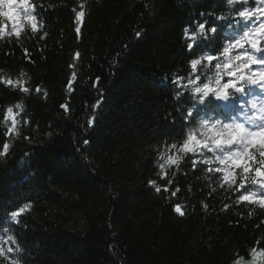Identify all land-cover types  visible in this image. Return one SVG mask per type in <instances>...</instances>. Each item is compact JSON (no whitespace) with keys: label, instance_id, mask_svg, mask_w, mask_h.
Segmentation results:
<instances>
[{"label":"trees","instance_id":"trees-1","mask_svg":"<svg viewBox=\"0 0 264 264\" xmlns=\"http://www.w3.org/2000/svg\"><path fill=\"white\" fill-rule=\"evenodd\" d=\"M30 2L42 25L37 33L25 24L16 37L11 21L0 17V150L10 145L0 157V247L14 249L0 264L250 261L253 247L264 248V210L236 203L238 194L219 187V174L207 170L216 164L192 167V160L213 154H189L179 168L164 169L165 178L159 164L171 154L167 146L182 143L201 117L246 122L253 103L264 99V90L246 84L244 93L199 106L191 120L184 119L194 88L214 86L215 63L225 62L223 56L212 65L205 61L192 73L190 60L218 55L217 48L251 27L237 13L255 8V0ZM79 11L85 16L77 34ZM199 23L217 33L198 38L189 50L192 41L183 30L195 31ZM177 77L179 86L172 83ZM5 80L20 83L9 87ZM8 107L19 135L8 134ZM28 203L31 209L12 220L11 213ZM177 204L183 216L175 212ZM10 235L16 244L6 242Z\"/></svg>","mask_w":264,"mask_h":264},{"label":"snow or ice","instance_id":"snow-or-ice-1","mask_svg":"<svg viewBox=\"0 0 264 264\" xmlns=\"http://www.w3.org/2000/svg\"><path fill=\"white\" fill-rule=\"evenodd\" d=\"M239 0H226L228 5H234ZM246 3L247 0H244ZM257 6L249 9L244 8L238 11L237 15L245 22H251V27L245 25L246 29L239 38H230V41L225 43L222 50L217 48L218 55L205 54L200 58H193L190 60V67L192 73L197 72L198 66L202 65L205 61L207 65H212L214 61H218L220 56H223L225 62L215 63L216 75L215 85L211 83H203L202 86L194 88L195 96L193 97L192 108L187 109V115L184 117L186 121L193 118L194 111L199 106L207 107L216 101L227 102L236 93H244L245 85H256L261 90H264V56L257 57L254 53H264V0H255ZM35 5L30 0H0V17L12 23V32L16 37L21 35L24 25L31 26L33 34L40 30L42 25L38 26L37 17L33 14ZM203 15V13L201 14ZM85 16L84 11L75 13L77 27L75 32L80 33V23ZM218 20H223L225 17H217ZM239 23V22H238ZM6 27V26H5ZM217 27H209L206 29L205 23H199L195 31L185 28L183 30L185 40L192 41L186 46L189 50L195 47L198 38L209 40L213 37L209 33L216 34ZM47 33H45V36ZM139 36V33L136 34ZM44 37H41L43 39ZM245 45L248 47L246 48ZM249 49L254 51H249ZM236 50H241L233 53ZM79 55V53H77ZM253 65H261L262 67L253 70ZM224 77H227L225 79ZM99 77L96 78V84L99 83ZM200 79L199 76L196 80L190 81L191 84H196ZM182 78L177 77L172 81L174 85L179 86ZM9 87L13 84L18 87L19 81L13 82L12 80L3 81ZM96 84L93 86L96 87ZM71 86V84H69ZM28 92L25 87L22 89ZM37 92L41 89L37 88ZM183 93L177 95V99ZM101 101H97L95 107H98ZM62 108L67 110L68 105H61ZM252 109L256 110V104L253 103ZM257 111H253L251 116H247L246 122L237 121L234 117L228 120H222L215 115H209L206 118L201 117L199 120V127L196 129L189 128L186 137L182 143H172L167 148L171 150V154L162 155L161 158L165 162L159 164L161 169V177H167L168 173L164 169L176 166L179 168L181 161L189 154H200L203 156L205 153H212L214 159H207L203 161L192 160V167L195 168L197 163H205L208 165L216 164L215 167H208V172L219 174V187H227V190L238 194L236 196V203H244L257 206L259 209L264 210V105ZM5 120L11 121V127L8 129V134L12 135L14 132L19 135L17 131L18 120L16 114L13 112L12 107L7 108ZM93 121H88L92 123ZM25 139H28L25 137ZM85 144L88 141H84ZM10 145L5 142L0 150V157L6 156L9 152ZM148 183L152 185L157 192L161 188L157 186L156 181L149 180ZM168 184H172V180H168ZM250 186H255L252 190ZM167 191V186L164 189ZM179 188L173 191L171 195L176 196ZM216 189H212L215 192ZM211 194V193H210ZM207 208V205H204ZM228 205H224L226 209ZM31 209V204H25L17 211L11 213V219L17 220L21 214L26 210ZM175 212L183 216L185 213L181 205H175ZM251 215V213L249 214ZM264 223V221H262ZM7 243L16 244L14 236H8ZM14 249L8 247L7 249L0 247V257H6L7 253H12ZM15 251L19 252V245ZM250 261H245L244 257L239 256L233 261V264H264V248L253 247L250 250ZM11 264H19L18 260H12Z\"/></svg>","mask_w":264,"mask_h":264},{"label":"rangeland","instance_id":"rangeland-1","mask_svg":"<svg viewBox=\"0 0 264 264\" xmlns=\"http://www.w3.org/2000/svg\"><path fill=\"white\" fill-rule=\"evenodd\" d=\"M262 105H264V102H262V104L260 105V107H261ZM260 107H259V108H260ZM259 108H257L256 110H254V111H257V115H259V112H258V109H259Z\"/></svg>","mask_w":264,"mask_h":264}]
</instances>
